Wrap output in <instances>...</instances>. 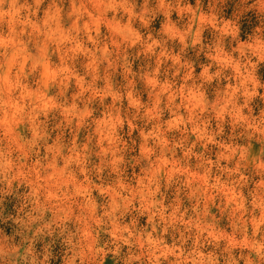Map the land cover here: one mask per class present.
<instances>
[{
    "label": "clouds",
    "instance_id": "9594fccd",
    "mask_svg": "<svg viewBox=\"0 0 264 264\" xmlns=\"http://www.w3.org/2000/svg\"><path fill=\"white\" fill-rule=\"evenodd\" d=\"M0 264H264V0H0Z\"/></svg>",
    "mask_w": 264,
    "mask_h": 264
}]
</instances>
